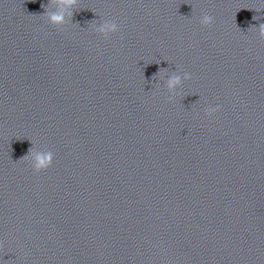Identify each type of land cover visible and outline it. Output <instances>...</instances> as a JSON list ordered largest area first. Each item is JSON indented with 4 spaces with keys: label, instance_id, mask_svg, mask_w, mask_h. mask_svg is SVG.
<instances>
[{
    "label": "clouds",
    "instance_id": "1",
    "mask_svg": "<svg viewBox=\"0 0 264 264\" xmlns=\"http://www.w3.org/2000/svg\"><path fill=\"white\" fill-rule=\"evenodd\" d=\"M56 3L58 7V11L52 12L48 14V20L53 25H63L66 22V14L68 16L71 15V9L78 3V0H50V3ZM259 17L254 16L253 20H257ZM214 22V18L204 13L200 18V23L205 27H211ZM259 37L261 40H264V23H261L258 28ZM97 31L102 34L105 38L112 33H116L119 31V26L114 21H106L103 25H101ZM164 69H161V72H164ZM191 74L183 73V75H173L167 81V87L169 90H175L176 87L181 83L182 80H189L191 79ZM220 111V106L217 105L216 107H210L206 109L205 114L211 117L213 114ZM54 159V154L52 151H48L46 153H31L30 156L21 157L19 161L22 160H32V167L35 172H40L42 170H46L51 167L52 162ZM0 248H3L2 242H0Z\"/></svg>",
    "mask_w": 264,
    "mask_h": 264
}]
</instances>
